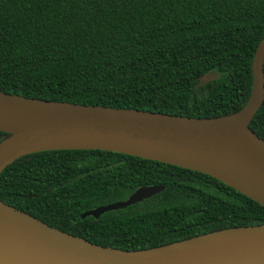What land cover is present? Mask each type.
I'll use <instances>...</instances> for the list:
<instances>
[{
	"label": "trees",
	"instance_id": "16d2710c",
	"mask_svg": "<svg viewBox=\"0 0 264 264\" xmlns=\"http://www.w3.org/2000/svg\"><path fill=\"white\" fill-rule=\"evenodd\" d=\"M263 36L264 0H0V91L219 117L245 104ZM210 71L215 79L194 89ZM248 128L264 141V97ZM152 185L163 190L96 219L79 218ZM0 201L126 251L264 223V207L207 175L101 150L19 157L0 172Z\"/></svg>",
	"mask_w": 264,
	"mask_h": 264
},
{
	"label": "water",
	"instance_id": "95a60500",
	"mask_svg": "<svg viewBox=\"0 0 264 264\" xmlns=\"http://www.w3.org/2000/svg\"><path fill=\"white\" fill-rule=\"evenodd\" d=\"M264 36L251 60L243 107L214 118L46 101L0 91V172L21 156L101 150L207 175L264 207V141L248 125L264 97ZM210 71L198 86L215 79ZM163 190L142 186L125 200L79 215L96 219ZM0 264H264V223L230 227L158 247H102L51 228L0 201Z\"/></svg>",
	"mask_w": 264,
	"mask_h": 264
}]
</instances>
